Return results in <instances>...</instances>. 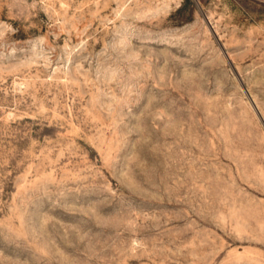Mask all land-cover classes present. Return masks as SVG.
Returning <instances> with one entry per match:
<instances>
[{
  "label": "rangeland",
  "instance_id": "374dc122",
  "mask_svg": "<svg viewBox=\"0 0 264 264\" xmlns=\"http://www.w3.org/2000/svg\"><path fill=\"white\" fill-rule=\"evenodd\" d=\"M0 264H264V0H0Z\"/></svg>",
  "mask_w": 264,
  "mask_h": 264
}]
</instances>
